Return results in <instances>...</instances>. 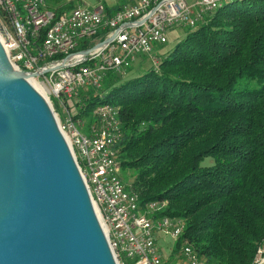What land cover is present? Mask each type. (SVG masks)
Segmentation results:
<instances>
[{
	"label": "trees",
	"instance_id": "1",
	"mask_svg": "<svg viewBox=\"0 0 264 264\" xmlns=\"http://www.w3.org/2000/svg\"><path fill=\"white\" fill-rule=\"evenodd\" d=\"M45 2L55 15L75 6ZM183 28L156 67L108 73L70 115L87 127L94 108L117 109L119 177L140 206L158 204L156 217L182 220L175 253L185 239L205 264H253L264 242V0H220Z\"/></svg>",
	"mask_w": 264,
	"mask_h": 264
},
{
	"label": "built area",
	"instance_id": "2",
	"mask_svg": "<svg viewBox=\"0 0 264 264\" xmlns=\"http://www.w3.org/2000/svg\"><path fill=\"white\" fill-rule=\"evenodd\" d=\"M218 0H134L107 14L104 4L75 5L55 15L44 3L29 9L32 48H24L17 24L18 10L31 0H0V42L17 71L31 75L45 90V98L56 118L80 175L94 212L103 229L117 264H168L156 244V234H168L175 241L181 234L179 218L152 220L146 216L137 196L127 191L119 177L112 116L103 108H94L90 123L96 136H84L80 125L86 123L78 114L70 120L80 91L100 89L108 73L123 75L140 56L150 58L154 66L155 46L164 45L167 32L175 27H189L200 21ZM103 33L104 44L95 46V36ZM66 39L74 40L66 48ZM92 40L90 47L80 48ZM91 48L86 54L82 51ZM58 107V108H56ZM107 134V143L99 135ZM155 207V204H150ZM189 243L180 244L185 264H205L188 254ZM257 264H264V245H258Z\"/></svg>",
	"mask_w": 264,
	"mask_h": 264
},
{
	"label": "water",
	"instance_id": "3",
	"mask_svg": "<svg viewBox=\"0 0 264 264\" xmlns=\"http://www.w3.org/2000/svg\"><path fill=\"white\" fill-rule=\"evenodd\" d=\"M31 75L13 68L0 42V264H117Z\"/></svg>",
	"mask_w": 264,
	"mask_h": 264
},
{
	"label": "bare ground",
	"instance_id": "4",
	"mask_svg": "<svg viewBox=\"0 0 264 264\" xmlns=\"http://www.w3.org/2000/svg\"><path fill=\"white\" fill-rule=\"evenodd\" d=\"M218 0L214 6L210 8L208 11L211 12L217 5L219 4ZM38 3H44V0H31V2H27V6H22V10H18L17 15V24L20 30V39L23 41L24 48H32V33H31V24H29L28 21V14L29 9H34V6H38ZM197 23V22H196ZM196 23L190 24V28L193 27ZM74 47V40L73 39H66V48H73ZM159 61V57H156L154 60V67L157 66ZM28 81L31 83V85L43 96L45 97V90L43 87H41L34 79L28 78ZM100 95V94H99ZM97 108H103V115L104 116H112L113 122L120 124L118 120V112L117 109L112 106L109 103H103L102 105L98 106ZM78 118H73L70 115V120H77ZM83 126V124L80 125ZM81 134L84 136H96V129L91 126L90 124L86 127V132L80 130ZM114 134H121L120 127H114ZM99 143H107V134H100L99 135ZM133 195L136 196V194L133 193ZM150 204H155L154 201L145 203L144 206V212H146V216H152V220H162V219H170L171 217L163 215L156 217L155 207L151 206ZM156 209H158V204L156 203ZM182 232V230H181ZM183 241H186L185 239ZM188 254L193 255L194 257L198 258L200 262H203L202 259H200L195 253L194 249L189 244L188 246ZM258 261V249L256 252V256L253 260V264H257Z\"/></svg>",
	"mask_w": 264,
	"mask_h": 264
},
{
	"label": "rangeland",
	"instance_id": "5",
	"mask_svg": "<svg viewBox=\"0 0 264 264\" xmlns=\"http://www.w3.org/2000/svg\"><path fill=\"white\" fill-rule=\"evenodd\" d=\"M74 5H83L84 3L87 4L88 6H93L96 4L97 1H100L101 3H103L104 5H117V4H125L127 2H129L128 0H72ZM84 4V5H85ZM174 29V28H173ZM171 30H168L167 32V37L168 40L167 42L164 44V48L168 49L169 47H171L180 37L182 34H180L184 28L183 27H175L176 33L179 34L178 37H174L171 34ZM157 56V55H156ZM147 65H151L152 61L150 60V58L145 57V62ZM130 69H127V71L123 74L124 77H130L133 76V74H136V69L134 66V63H132V65L130 66ZM84 124V123H83ZM86 126H81L80 130L85 131ZM212 162V158L211 157H205L202 162L201 165H208L211 164ZM157 245L159 248V251L162 255H168L171 252V255L176 254L174 251H171L173 249L174 246V240L172 237H170L168 234H163V233H157ZM264 245V242L262 243Z\"/></svg>",
	"mask_w": 264,
	"mask_h": 264
},
{
	"label": "crops",
	"instance_id": "6",
	"mask_svg": "<svg viewBox=\"0 0 264 264\" xmlns=\"http://www.w3.org/2000/svg\"><path fill=\"white\" fill-rule=\"evenodd\" d=\"M171 34H172L174 37H178V36H179V34L176 33L175 28L171 30ZM166 50H167V49L164 48V45H157V46H155V54H156L158 57H159V55L163 54ZM145 57H146V56H140V57L134 62V66H135V68L138 69V68L140 67V65H141L143 62H145V61H143ZM157 238H158V237H157V234H156V244H157V240H158ZM157 246H158V245H157ZM171 251H174V246H173V249H172ZM162 256L165 258V260L167 261L168 264H185L184 260L179 256L178 253H176V254H174V255H173V254L171 255V252H170V254H168V255H162Z\"/></svg>",
	"mask_w": 264,
	"mask_h": 264
}]
</instances>
